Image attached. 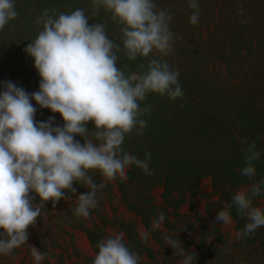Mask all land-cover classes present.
<instances>
[{
    "label": "trees",
    "instance_id": "1",
    "mask_svg": "<svg viewBox=\"0 0 264 264\" xmlns=\"http://www.w3.org/2000/svg\"><path fill=\"white\" fill-rule=\"evenodd\" d=\"M14 3L17 17L0 30V92L8 81L30 95L39 90V74L24 49L42 30L36 20L45 10L58 14L84 9L90 25L103 23L109 38L121 43L122 26L103 8L93 16L92 0ZM154 3L172 15L170 54L162 56L154 50L148 57L129 61L121 50L117 61L125 72H141L140 65L146 68L151 59H164L179 72L183 98L173 101L167 95L149 93L140 102L141 108L151 109L142 117L147 121L143 135H126L122 145L139 159L150 152L153 174L132 165L122 177L106 180L98 171H90L92 180L105 186L97 192L98 205L89 216L73 215L76 198L88 191L74 183L75 194L66 192L55 206L46 202L36 224L27 229L26 244L10 255H0V264H34L30 247L45 254L40 264H91L93 259L83 257L73 246L76 234L87 240L94 256L99 242L123 234L126 246L139 255V264H179L182 258L165 244L166 235L177 238L186 252H194L195 264H264V226L230 241L219 234L211 215L215 207L217 214L227 208L237 191L244 188L250 193L254 182L264 180V0H198L200 15L195 25L190 23L188 0ZM241 7L243 16L238 15ZM32 104L37 108V123L54 117L53 126H63L58 113L40 109L34 100ZM86 127L94 131L92 122ZM75 139L83 144L82 137ZM253 141L260 159L254 162L256 174L249 180L241 174L246 166L243 150ZM205 181L210 188L207 193L202 190ZM30 196L33 204L40 203L35 193ZM200 201L205 217L196 211ZM252 206L264 209V190L253 198ZM161 213L165 219L156 228ZM230 217L236 234L249 222L234 205ZM137 226L145 236H140Z\"/></svg>",
    "mask_w": 264,
    "mask_h": 264
},
{
    "label": "clouds",
    "instance_id": "2",
    "mask_svg": "<svg viewBox=\"0 0 264 264\" xmlns=\"http://www.w3.org/2000/svg\"><path fill=\"white\" fill-rule=\"evenodd\" d=\"M188 2L190 23L195 25L200 15L198 0ZM101 8L122 26L121 43L109 38L103 23L90 25L84 9L58 14L45 10L36 20L42 30L24 49L39 74V90L30 95L8 81L0 92V255H10L25 245L27 229L36 224L45 203L52 201L55 206L66 192L75 194L74 183L88 191L76 198L73 215L88 217L98 205L97 192L105 186L97 185L90 171H98L106 180L122 177L132 165L153 174L150 152L139 159L122 145L126 135H143L147 121L142 117L151 109L141 108L140 102L149 93L167 95L173 101L183 98L179 72L164 59L153 58L146 68L140 65L141 72H125L117 61L121 50L129 61L148 57L154 50L169 55L174 40L169 28L172 15L159 9L154 0H92L93 16ZM17 15L14 0H0V30ZM238 15H244L242 7ZM33 100L40 109L58 113L63 126L54 127V117L37 123ZM88 122L93 123L94 131L87 130ZM76 136L83 138V144ZM255 148L253 141L243 150L246 166L241 174L249 180L256 174L254 162L260 159ZM262 186L264 180L254 182L250 193L244 188L237 191L214 223L230 224L234 205L249 221L237 233L238 238L264 226V209L252 206L253 198L264 190ZM30 193L39 197V204H33ZM164 219L159 214L154 226L159 228ZM164 242L175 257L182 258L179 264H195V253L186 252L177 238L166 235ZM97 247L91 264H139V255L126 246L123 234L106 238ZM30 249L34 264H40L45 254Z\"/></svg>",
    "mask_w": 264,
    "mask_h": 264
},
{
    "label": "rangeland",
    "instance_id": "3",
    "mask_svg": "<svg viewBox=\"0 0 264 264\" xmlns=\"http://www.w3.org/2000/svg\"><path fill=\"white\" fill-rule=\"evenodd\" d=\"M202 190H203V193L209 192L210 188L208 187V181H205L203 183ZM204 208H205L204 202L200 201L199 205L196 208V211L200 214L201 217H205ZM186 210H187L186 208L183 209L184 212H186ZM217 211H218V207L213 208L211 211V215L213 217L212 218L213 223H214L215 217L218 215ZM217 228L219 230V234L224 236L227 240L233 241L236 239L237 234L235 231L234 224L232 222L230 224H223L222 222L218 223ZM137 230L140 236H145L144 231L140 226H137ZM146 237L149 241V245L154 247L153 243L150 242V237L149 236H146ZM73 246L80 254H82L83 257L88 258V259L94 258L92 250L87 240L83 236L76 234L74 236Z\"/></svg>",
    "mask_w": 264,
    "mask_h": 264
}]
</instances>
